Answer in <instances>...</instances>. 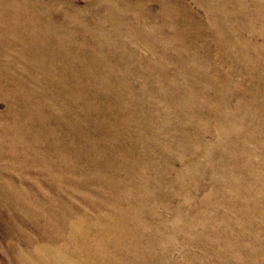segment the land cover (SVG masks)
Here are the masks:
<instances>
[{"label": "rangeland", "instance_id": "rangeland-1", "mask_svg": "<svg viewBox=\"0 0 264 264\" xmlns=\"http://www.w3.org/2000/svg\"><path fill=\"white\" fill-rule=\"evenodd\" d=\"M0 264H264V0H0Z\"/></svg>", "mask_w": 264, "mask_h": 264}]
</instances>
